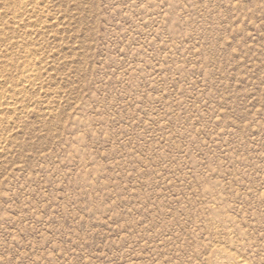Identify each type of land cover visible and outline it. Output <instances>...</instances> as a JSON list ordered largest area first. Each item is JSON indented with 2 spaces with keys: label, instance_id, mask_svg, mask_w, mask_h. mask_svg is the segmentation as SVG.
I'll return each instance as SVG.
<instances>
[{
  "label": "rangeland",
  "instance_id": "374dc122",
  "mask_svg": "<svg viewBox=\"0 0 264 264\" xmlns=\"http://www.w3.org/2000/svg\"><path fill=\"white\" fill-rule=\"evenodd\" d=\"M0 264H264V0H0Z\"/></svg>",
  "mask_w": 264,
  "mask_h": 264
}]
</instances>
